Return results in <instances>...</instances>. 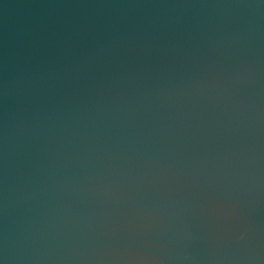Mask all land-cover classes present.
I'll return each mask as SVG.
<instances>
[{"label": "water", "instance_id": "water-1", "mask_svg": "<svg viewBox=\"0 0 264 264\" xmlns=\"http://www.w3.org/2000/svg\"><path fill=\"white\" fill-rule=\"evenodd\" d=\"M0 264H264V0H0Z\"/></svg>", "mask_w": 264, "mask_h": 264}]
</instances>
